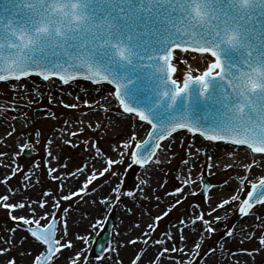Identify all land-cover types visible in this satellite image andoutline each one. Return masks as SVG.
<instances>
[{
  "label": "snow or ice",
  "instance_id": "1",
  "mask_svg": "<svg viewBox=\"0 0 264 264\" xmlns=\"http://www.w3.org/2000/svg\"><path fill=\"white\" fill-rule=\"evenodd\" d=\"M0 82L19 113L0 111V264H264V0H0ZM45 90L70 110L45 111L52 136L21 109ZM9 140L42 159L18 161ZM68 145L86 153L73 167ZM116 208L127 236L93 258L90 229Z\"/></svg>",
  "mask_w": 264,
  "mask_h": 264
},
{
  "label": "rangeland",
  "instance_id": "2",
  "mask_svg": "<svg viewBox=\"0 0 264 264\" xmlns=\"http://www.w3.org/2000/svg\"><path fill=\"white\" fill-rule=\"evenodd\" d=\"M82 83H84V82H82ZM85 84L87 85L88 88L89 87L92 88V85L87 84V83H85ZM4 100L7 102L5 104L9 103L8 98H5ZM36 103L39 104V105H48V107H52L51 109H48V110H45V111H48V112L54 111L56 113V115L60 119H63L64 115L67 112L70 111V110L64 109L63 107H61V106H59L57 104H54V103L53 104H49L48 101H47V103H45L43 100H37ZM25 108H27V107H25ZM45 111H43L42 114H44ZM118 113H120V112H118ZM123 117H125V116H123ZM126 118H127V116H126ZM60 119H52L51 117L40 118L38 120L32 121V123L30 125H28V127L42 130L44 132L45 136H52L51 135L52 132L50 131V129H52L54 126L58 128L60 126ZM18 127L22 128V126H18ZM108 135H109V133H106L104 131L100 132L101 141L104 143L105 147L107 145L106 136H108ZM8 147L12 148L13 146H11V144L9 143L8 146H5V148H8ZM14 150H19L21 152V156L17 157L16 159L18 161H22L25 164L38 163L43 157V150H42V146L41 145H37L36 149L32 150L33 158H31V159H26V158H24L22 156L23 149H17L16 148ZM181 155H182V153H181ZM85 156H86V153L84 151H82L80 148H73L70 145L65 146V148H64V163L68 164L69 167H73V165L78 164L82 158H85ZM69 157H71L72 159H68ZM178 162L179 161H174L173 164H170L168 166L169 171L165 175L166 179H169L170 177H174V175H178V172L176 171V164ZM205 171H206V175L205 176L209 179L211 184L215 187L216 184L218 183V180H220V175L213 174L212 172L207 171V170H205ZM37 174L40 175V172H38ZM140 174H141V170L135 168V172H134V174L132 176V179L135 180L137 177H140ZM162 175H164V174L162 173ZM41 178L44 179V183L41 184V185H38L36 187V189L33 192L34 195L38 194L43 189H45L49 185L53 184V182L51 181L50 177L42 176ZM13 180H15V178H13ZM175 183H176V180L173 178V179H171V181L169 183H166L164 185V187L168 188V190L171 191L172 185L175 184ZM0 191H2V188H0ZM204 199H206V198H201L199 196V194L191 197V201H197V200L202 201ZM148 207H149L148 205H145V211H148ZM81 208H82V205H81L80 209ZM155 209L156 208H154V207L152 208L153 214H155ZM79 210H75L74 209L73 210V214H75ZM115 213L116 212H114V211H112L110 213H103V215L107 216V221L106 222L102 221L101 224L97 225L96 228L90 229V231L93 233V235L90 237L91 240L89 241V253H90V255L93 258L95 257L94 253H93V248H94V244L96 242V239L99 238L104 233V231H105V229L107 227V223H108V218L109 217L112 218L113 225H115V223H116L115 222ZM101 214L102 213L100 212V213L97 214V216L101 215ZM7 216H8V214L5 211L0 210V223H3L5 228H7L8 223H9L8 220H7ZM172 219H174V217H172ZM238 220H239V217L234 218L232 220V225H236ZM164 223L168 224V227L171 228V224H169L167 220ZM245 246H249V245L246 244ZM110 247L111 246L109 245L108 248H107V252H108L107 254H109V252H110V249H111ZM232 251L234 252V251H236V249L233 248ZM203 260H204V258L202 257L201 258V262ZM201 262H200V264H201Z\"/></svg>",
  "mask_w": 264,
  "mask_h": 264
},
{
  "label": "bare ground",
  "instance_id": "3",
  "mask_svg": "<svg viewBox=\"0 0 264 264\" xmlns=\"http://www.w3.org/2000/svg\"><path fill=\"white\" fill-rule=\"evenodd\" d=\"M196 66H197L196 63L193 62V67L195 68ZM202 70L203 69H201V71ZM194 74H198V73H195L194 72ZM37 83L39 84V81ZM0 87H3V85L0 84ZM48 87H51V86L49 85ZM76 87H77L76 85H73V88H76ZM108 87H107V85H102V87H100L101 92L103 93ZM79 89L81 91H91L92 90V88H90V87L88 88L87 85L84 84V83H80L79 84ZM53 92L56 93V90L53 89ZM56 94H58V93H56ZM8 97H14V93L8 92L7 93V96L0 95V111H6V113L8 115H11L13 117L18 116L19 113L16 112V111H14V110H12V106H11L12 105V100H10ZM5 98H8V100H9V103L8 104H5V103H7L4 100ZM22 99H23L22 95L20 97H15V100H16L17 103H21ZM32 99L35 100L36 99V96L33 95ZM65 99H67V97H65ZM39 100H43L45 103H47V91L46 90L44 91V96L41 97ZM51 108L52 107H48V105H39L37 103L35 105H31L30 104L27 108H25L23 106V104H21L22 111L27 112L28 115L32 118V121L38 120L40 118H46L45 115L42 114V112L45 111V110L51 109ZM79 115L83 116V113H79ZM116 116H121V113H118L117 112L116 113ZM123 118L125 120H127L126 117H123ZM22 120H23V117H20V120L19 121H15L14 122L17 127L18 126H22V128L25 127V125L22 123ZM4 130L5 129L3 127H0V135L3 134ZM57 134H58V132H57ZM51 135H53V133H51ZM144 135L146 136V133ZM106 141H107V136H106ZM9 143L11 144V146H13L12 147L13 150L16 149V145L11 140H9ZM41 146H42V150H43V145L41 144ZM106 147H107V145H106ZM4 150H7V148H5ZM212 173L213 174L220 175V180H218V182L224 179V176L222 174H220V173H214V172H212ZM26 174H29V173H26ZM141 174H142V170H141ZM141 174H140V176H141ZM165 180L167 181L169 179H166L165 178ZM217 185H218V183L216 184V186ZM220 186L223 187L222 185H220ZM69 187H71V186H69ZM161 207H163V205H161ZM84 210H85V206L82 205V208L79 211H77L75 214H73L74 218L77 217V216H79V213L81 211H84ZM88 211L91 212L92 218L96 217L97 214L100 213V211L99 210H96V209H88ZM157 211H159V209H155V213ZM114 212H116L115 213V222L116 223L114 225L113 236H112L111 242H110V246H111L110 248L116 247L117 246V241H120V240L126 238V236H127L126 225L129 224L130 220L132 219V217H130V216H124V215H122V210L120 208H116L114 210ZM241 219H243V217H239V220H238L237 224L236 225H233V228H236L238 225H240V220ZM122 230L124 231V236L123 237L121 235H119V233ZM90 240L91 239L89 237L88 238V242ZM181 247H183V245H181ZM123 254L125 256L127 255V253H123ZM125 264H127V261L126 260H125ZM201 264H205L204 260L201 262Z\"/></svg>",
  "mask_w": 264,
  "mask_h": 264
},
{
  "label": "water",
  "instance_id": "4",
  "mask_svg": "<svg viewBox=\"0 0 264 264\" xmlns=\"http://www.w3.org/2000/svg\"><path fill=\"white\" fill-rule=\"evenodd\" d=\"M1 85H2V84H1ZM90 85H91V84H90ZM100 87H102V86H100ZM107 87H108V86H107ZM204 112H205V107H204V106H201L200 109H199V114H200L201 116H203ZM27 157H29V155H27ZM207 193H208L207 191H206V192H203L202 195L206 196ZM111 228H112V225H111V223H110V225H109V229H108V232H107V233L105 234V236H104L102 239H100V240L98 241V243H97V246H96V254H98V255H100V256L105 255L104 248H105L106 244L110 242V238H111Z\"/></svg>",
  "mask_w": 264,
  "mask_h": 264
}]
</instances>
